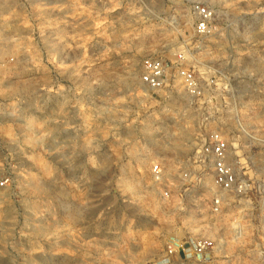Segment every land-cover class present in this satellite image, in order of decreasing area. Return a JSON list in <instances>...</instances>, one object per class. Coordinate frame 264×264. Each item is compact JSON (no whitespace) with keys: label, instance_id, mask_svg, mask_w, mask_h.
Wrapping results in <instances>:
<instances>
[{"label":"rangeland","instance_id":"obj_1","mask_svg":"<svg viewBox=\"0 0 264 264\" xmlns=\"http://www.w3.org/2000/svg\"><path fill=\"white\" fill-rule=\"evenodd\" d=\"M209 1L232 33L194 40L192 54L203 80L238 87L226 103L213 89L200 104L178 83L167 98L143 87V61L175 52L151 47L157 38L122 42L106 0H93L88 19L86 0L73 19L55 0H30L27 39L0 35V54L17 56L0 71V172L11 177L0 189V264H264V0ZM227 54L238 65H222ZM227 110L230 161L248 189L224 193L216 213L211 177L195 181V159L182 156L206 138L204 114L213 122ZM158 160L190 173L172 180L170 198L151 175ZM202 238L214 241L204 256L179 250ZM171 241L178 251L167 259Z\"/></svg>","mask_w":264,"mask_h":264},{"label":"built area","instance_id":"obj_2","mask_svg":"<svg viewBox=\"0 0 264 264\" xmlns=\"http://www.w3.org/2000/svg\"><path fill=\"white\" fill-rule=\"evenodd\" d=\"M113 5L122 18V42L127 35L134 41L141 43L143 37L157 38L155 50H174L173 58L149 57L142 63L139 75L140 83L153 93H164L162 96L169 97V91L178 83L183 93L190 100L202 103L213 89L216 99L226 101V96H239L238 87L230 77L203 80L198 74L195 64L193 41L198 43L206 41L209 37L225 36L232 33V28L220 27L221 14L217 7L209 0H106ZM56 11L64 18H75L76 0H55ZM86 19L92 18L93 0H86ZM30 0H0V35L3 34L8 40H25L29 35ZM230 52L233 48L229 47ZM17 56L13 54H0V71L6 69L9 63L15 62ZM235 55L227 54L221 61L226 67L238 65ZM252 83V75H250ZM264 94V89L261 92ZM253 100V95L250 97ZM219 113V112H218ZM216 113L211 122V113L204 114V127L206 138L200 144L199 149L193 155L182 156V162L188 164L195 159L197 169L194 171L195 181L211 177L213 186L218 193L213 198V211H221L224 193H245L248 189L246 181L238 178V173L230 159L233 145L229 136L223 129L224 120L228 119V110L225 117ZM223 114V112H222ZM203 115V114H202ZM233 121L240 126V131L250 139L253 135L243 124L238 111L232 112ZM206 121V123H205ZM223 123V125H222ZM261 145L264 139H260ZM263 143V144H262ZM243 144V143H241ZM162 159V158H161ZM179 159V158H177ZM245 159H250L246 156ZM151 175L156 185L160 186L161 193L165 198H170L173 189L180 188L172 180L188 181L190 173L185 168H179L178 173H170L164 167L162 161H155L151 165ZM11 177L6 171L0 172V189L8 188ZM180 190V189H179ZM212 239L202 238L193 242L191 246L182 247L186 258L192 256H204L213 247ZM178 243L171 241L167 244L166 258L170 259L178 251Z\"/></svg>","mask_w":264,"mask_h":264}]
</instances>
